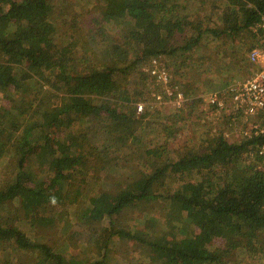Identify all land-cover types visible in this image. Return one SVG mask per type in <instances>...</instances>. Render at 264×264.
<instances>
[{"label":"trees","instance_id":"obj_1","mask_svg":"<svg viewBox=\"0 0 264 264\" xmlns=\"http://www.w3.org/2000/svg\"><path fill=\"white\" fill-rule=\"evenodd\" d=\"M55 1L0 0V92L7 93L31 78L70 93L63 97L66 107L43 109L38 117L18 122L11 130L0 124V147L4 139L11 141L13 132L18 131L25 134L26 152H30L29 162L21 164L6 184L0 185V249L14 243L18 249L34 254L35 264H112L117 243L136 240L148 253L155 254L160 264H228V258L234 254L242 264H264V165L259 167L258 163L257 167L254 161L259 162L258 158L250 163L245 156L264 143V134L238 143L212 136L211 144L203 152L162 161L160 168L130 183L128 193L117 201L91 203L83 190L91 174L99 180L103 169L99 160L136 137L134 111L131 108V114L124 107L138 97L127 98V91L122 96V86L130 83L135 66L146 58L151 61L163 55L170 56L176 66L192 59L209 34L221 32L191 21L176 0H104L105 18L112 17L122 27L129 49L113 42L105 51L107 64L85 63L80 71L75 70L77 60L72 62L66 52L57 55L45 42L58 31ZM231 2L239 9L241 18L225 32L245 30L258 42L253 26L264 13V0ZM229 21L232 16L226 14V22ZM47 72L61 76L62 86L57 87L55 82L59 81ZM141 73V78L148 81L146 72ZM230 82H224L220 88ZM74 85L81 93L73 92ZM107 96H122L124 107L108 108L104 100ZM203 100L204 97L197 105L198 115ZM183 108L184 105L179 109ZM79 115L86 126L84 132L76 135L71 126ZM262 117L264 121V114ZM86 146L91 147L93 157L86 153ZM153 153L160 154L157 150ZM35 167L44 174L42 177ZM231 169L242 172L240 181L231 176ZM171 174H199L203 180L199 187L182 191L160 189L161 179ZM20 199L38 203L35 218L23 220L13 210L5 217L2 215L9 204ZM152 200L163 203L168 212L194 213L195 217L159 233L122 225L126 209ZM73 205L94 228L87 231L88 242L94 243L99 255L89 262L78 255L56 253L52 246L33 239L25 230L56 226ZM8 218L14 219L15 224H7ZM193 226L199 231L190 235ZM218 236L226 238L225 247L214 246Z\"/></svg>","mask_w":264,"mask_h":264},{"label":"rangeland","instance_id":"obj_2","mask_svg":"<svg viewBox=\"0 0 264 264\" xmlns=\"http://www.w3.org/2000/svg\"><path fill=\"white\" fill-rule=\"evenodd\" d=\"M176 1L180 3L179 9L183 10L191 21L208 30L215 28L221 33L209 34L192 59H187L176 66L170 56H161V62L170 71L174 82L186 91V101L189 103L185 101L183 109L180 110L170 101L157 100L156 94L162 92V88L156 84L153 75L149 74L148 81L141 78V72L146 71L151 64L148 58L135 66L130 74L131 81L128 86H122L124 88H122V96L127 91V98L132 100L133 97H138L137 100L127 102L129 106L124 107L121 102L122 96L104 98L110 109L120 110L124 107L131 114L134 111L136 137L129 140L121 149H115L113 151L115 153L110 152L107 158L99 160V166L103 168L99 180L97 181L94 174H91L88 183L83 185L87 200L91 203L99 200L117 201L128 193L127 188L130 183L144 174L154 172L166 159L175 161L183 155L203 152L205 147H208V143L211 144L212 133L208 124L207 126L205 124L207 118L203 122V116L200 117L196 112L197 105L207 94L222 87L224 82L245 78L252 70L248 52L255 46L256 40L245 30L235 31L234 34L225 32L228 26L238 23L241 18L239 9L231 0ZM55 5L58 31L52 39H47L45 42L57 55L66 52L72 57V62L74 59L77 60L75 70L83 71L87 65L85 63L93 61H103L107 64L108 54L105 51L113 42L124 50L129 49L128 44L125 43L122 27L115 23L112 17L105 18L104 0H56ZM226 14L232 16V21L226 22ZM15 73L20 77L19 70L15 69ZM47 73L56 81L61 77H58V74ZM60 82L58 84L55 82L57 87L62 86ZM72 89L73 92L81 93L76 85ZM69 94L66 89L56 90L51 85L42 84L31 78L22 81L21 86L11 87L7 93L0 92V124L11 130V127L18 122L26 123L38 117L43 109L49 108L52 111L55 106L66 107L63 97ZM140 103L143 104V109L139 113L137 106ZM85 126L86 121L79 115L71 127L77 135L85 131ZM13 135L11 141L4 139L3 146L0 147V178H2L0 185L6 184L7 179L21 164L29 162L30 152L28 154L26 152L25 134L14 131ZM86 149H89L86 153L93 157L91 147L86 146ZM155 150L160 154L153 153ZM246 159L252 163V160ZM254 162L258 167L259 162ZM35 171L39 177L44 175L39 168ZM232 175L238 181L242 178L239 169H231ZM202 180L203 176L199 174H171L170 177L161 179L163 186L159 188L168 187L171 190L182 191L188 187H199ZM84 200L85 197L83 202ZM37 208V202L20 199L9 204L8 210L3 211L2 215L5 217L13 210L17 217L30 220L35 218ZM78 213V206L73 205L62 215L56 226L33 229L26 227L25 230L33 239L52 246L56 253L66 256L78 255L89 262L99 255V250L94 243L88 242L87 231H92L94 228ZM194 217V213L168 212L163 203L152 200L141 201L137 206L126 209L121 221L122 225L133 229L159 233ZM5 222L9 225L15 224V220L10 218ZM198 231L199 229L193 226L189 233L194 235ZM213 244L216 248H223L226 245V238L218 236ZM36 261L37 257L34 254L18 249L14 243L0 249V264H35ZM228 261V264H239L240 257L234 254L228 258ZM111 262L112 264H160L155 254L148 253L136 240L118 242ZM240 263L242 264L241 261Z\"/></svg>","mask_w":264,"mask_h":264},{"label":"built area","instance_id":"obj_3","mask_svg":"<svg viewBox=\"0 0 264 264\" xmlns=\"http://www.w3.org/2000/svg\"><path fill=\"white\" fill-rule=\"evenodd\" d=\"M253 30L258 33V42L248 52L252 64L250 74L210 92L198 108L203 122L207 118L205 124H208L213 138L222 136L228 143L264 134V13ZM143 72L148 78L153 75L156 84L161 86L162 92L156 94L157 100L183 107L186 94L181 85L174 82L170 71L161 62V56L151 58L149 68ZM142 109L143 104H138L137 111L140 113ZM245 156L251 160L258 158L259 167L264 165V143L249 150Z\"/></svg>","mask_w":264,"mask_h":264},{"label":"clouds","instance_id":"obj_4","mask_svg":"<svg viewBox=\"0 0 264 264\" xmlns=\"http://www.w3.org/2000/svg\"><path fill=\"white\" fill-rule=\"evenodd\" d=\"M54 202V201H53Z\"/></svg>","mask_w":264,"mask_h":264}]
</instances>
